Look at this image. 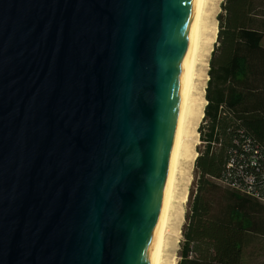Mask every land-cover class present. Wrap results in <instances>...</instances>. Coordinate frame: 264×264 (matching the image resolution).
<instances>
[{
    "label": "water",
    "instance_id": "1",
    "mask_svg": "<svg viewBox=\"0 0 264 264\" xmlns=\"http://www.w3.org/2000/svg\"><path fill=\"white\" fill-rule=\"evenodd\" d=\"M196 0H0V264H149Z\"/></svg>",
    "mask_w": 264,
    "mask_h": 264
},
{
    "label": "trees",
    "instance_id": "2",
    "mask_svg": "<svg viewBox=\"0 0 264 264\" xmlns=\"http://www.w3.org/2000/svg\"><path fill=\"white\" fill-rule=\"evenodd\" d=\"M223 11L179 264H244L249 237L264 236V0H225ZM245 175L255 177L260 198L243 191Z\"/></svg>",
    "mask_w": 264,
    "mask_h": 264
},
{
    "label": "bare ground",
    "instance_id": "3",
    "mask_svg": "<svg viewBox=\"0 0 264 264\" xmlns=\"http://www.w3.org/2000/svg\"><path fill=\"white\" fill-rule=\"evenodd\" d=\"M210 1L196 0L192 10L184 54L189 70L179 103L169 168L159 206L158 223L152 238L149 264H174L168 253L175 247L173 237L176 236V233L178 235L176 229L182 216L181 207L185 204L188 194L186 183L189 180L191 166L198 157L196 152V147L199 145L198 130L207 106L205 89L200 92V86L203 77L202 67L209 65L206 64V60L211 55V51L206 48L210 42H208V33L211 34L209 26L212 25L209 23L210 15L208 14ZM210 22L212 21L210 20Z\"/></svg>",
    "mask_w": 264,
    "mask_h": 264
},
{
    "label": "rangeland",
    "instance_id": "4",
    "mask_svg": "<svg viewBox=\"0 0 264 264\" xmlns=\"http://www.w3.org/2000/svg\"><path fill=\"white\" fill-rule=\"evenodd\" d=\"M214 2V3H213ZM225 3V0H211L210 1V6L208 7V14L209 16V23L212 24L209 27V31L211 34L208 33V46L206 47L209 49L208 51H211L210 57L207 58L206 64L208 63L209 65H204L202 67V85H205L204 87L201 85L200 86V92H202V89L207 88L208 85V78L209 77V71L210 70V60L212 58V53L215 50V46L217 45L218 42V30H219V20L218 17L219 15L223 14V4ZM216 5V6H214ZM214 6V7H213ZM210 20L212 22H210ZM208 23V25H209ZM209 67V68H208ZM205 69V70H204ZM204 72V73H203ZM207 74V75H206ZM206 77V78H205ZM205 78V79H204ZM206 80V81H205ZM199 96V93H198ZM205 118V117H204ZM204 118L202 122L200 123V126L202 125ZM199 126V128H200ZM199 140V145L196 147V152L198 154L199 150H202L203 146H201V141H200V136L198 137ZM199 155V154H198ZM193 166V167H192ZM191 166L192 169H190L189 172V180L187 184V200L185 204L181 207L182 208V216L180 218V224L177 227V232L176 236L173 237V241L175 242V247L173 249H170V252L168 253V256L174 261V264H179L181 258H180V250H181V243L184 240V231L185 227L187 225V216L190 213L191 206L194 200V196L196 195V190H197V173L195 169V163ZM191 176V177H190ZM185 184V185H186ZM184 185V188H185ZM217 200V199H216ZM217 201L214 202V207H218ZM263 214L261 217H264V210H262ZM170 259V261H172ZM172 261V262H173ZM244 264H264V236L263 235H251L249 237V241L244 249Z\"/></svg>",
    "mask_w": 264,
    "mask_h": 264
},
{
    "label": "built area",
    "instance_id": "5",
    "mask_svg": "<svg viewBox=\"0 0 264 264\" xmlns=\"http://www.w3.org/2000/svg\"><path fill=\"white\" fill-rule=\"evenodd\" d=\"M258 154H259L258 148H252V154H251L250 161H249L251 167L257 166ZM230 166L232 167L233 164H231ZM243 168H244L243 166H240L238 172L244 173ZM263 179H264V176H263ZM245 183H246V190H243V191L248 195H252V196H256L260 198L254 187L255 177L252 175H245Z\"/></svg>",
    "mask_w": 264,
    "mask_h": 264
}]
</instances>
